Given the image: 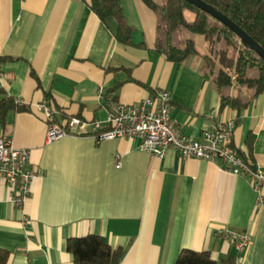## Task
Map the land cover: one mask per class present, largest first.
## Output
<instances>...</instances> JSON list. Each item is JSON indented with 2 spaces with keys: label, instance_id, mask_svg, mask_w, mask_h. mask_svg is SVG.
Listing matches in <instances>:
<instances>
[{
  "label": "crops",
  "instance_id": "0c3cea01",
  "mask_svg": "<svg viewBox=\"0 0 264 264\" xmlns=\"http://www.w3.org/2000/svg\"><path fill=\"white\" fill-rule=\"evenodd\" d=\"M120 3L132 45L116 40V21L100 20L90 0H0V57L12 59L0 65V99L25 106L0 122V138L28 149L29 165L43 172L21 207L0 178L6 264H68L67 240L86 234L120 248L123 264H174L185 248L210 251L217 264H264V183L256 189L219 162L173 147L153 155L138 137L67 135L46 143L50 122L78 117L105 126L97 90L119 82L109 93L123 103L167 91L177 130L197 141L216 123L235 121L236 111L220 109L214 83L202 77L201 58L167 61L152 48L154 13L141 0ZM232 146L264 170V92L239 112ZM218 230L247 233L250 245L239 253Z\"/></svg>",
  "mask_w": 264,
  "mask_h": 264
},
{
  "label": "trees",
  "instance_id": "16d2710c",
  "mask_svg": "<svg viewBox=\"0 0 264 264\" xmlns=\"http://www.w3.org/2000/svg\"><path fill=\"white\" fill-rule=\"evenodd\" d=\"M141 1L156 17L153 50L174 63L199 56L202 60V77L214 83L219 95V108L228 106L235 110L237 121L239 112L264 92V61L254 51L241 45L229 28L185 0ZM203 1L224 13L264 48V0ZM90 2L91 10L100 20L111 17L116 21V40L124 45H132L133 28L126 21L120 0ZM188 14L192 17H188ZM196 33L207 41L208 53L198 50L192 38ZM139 46L147 47L144 42ZM10 60L0 57V65ZM115 87L109 92H113ZM233 88L236 89L235 94H230ZM244 90L249 94L245 95ZM3 93L0 89V94ZM24 109L25 106L18 105L12 98H1L0 122L5 121L10 111ZM243 159L247 162V159ZM66 250L72 255V261L68 264H123L121 249L112 248L101 235L71 237L66 242ZM7 259L8 251L0 248V264H6ZM174 264H217V261L210 251L185 248L179 252Z\"/></svg>",
  "mask_w": 264,
  "mask_h": 264
},
{
  "label": "built area",
  "instance_id": "2783aa9c",
  "mask_svg": "<svg viewBox=\"0 0 264 264\" xmlns=\"http://www.w3.org/2000/svg\"><path fill=\"white\" fill-rule=\"evenodd\" d=\"M97 98L107 111L105 126L98 121L87 122L78 117H71L62 124L50 122L46 143L67 135L91 134L96 141L138 137L142 146L153 155L162 157L167 148L173 147L184 157L219 162L224 171L248 177L256 189L264 183V170L248 164L232 146L234 119L218 122L204 130L201 142L177 130L172 118L171 97L165 90H157L154 95L137 102L123 103L101 86L97 90ZM15 102L19 104L21 101L16 99ZM43 108L49 117L50 109L47 106ZM115 159L119 167V156L116 155ZM29 164L28 149L15 147L10 139L0 138V178L14 189L12 202L18 207L28 198L32 181L43 175L39 167ZM25 222L27 217L23 216L22 223ZM215 235L229 240L239 253L250 245V236L244 232L218 230Z\"/></svg>",
  "mask_w": 264,
  "mask_h": 264
},
{
  "label": "water",
  "instance_id": "95a60500",
  "mask_svg": "<svg viewBox=\"0 0 264 264\" xmlns=\"http://www.w3.org/2000/svg\"><path fill=\"white\" fill-rule=\"evenodd\" d=\"M200 10L208 13L214 19L219 21L221 24L229 28L238 37L239 42L245 48L254 51L264 61V48L256 42L249 34H247L241 27L234 23L224 13L220 12L212 5L206 3L203 0H185Z\"/></svg>",
  "mask_w": 264,
  "mask_h": 264
},
{
  "label": "rangeland",
  "instance_id": "374dc122",
  "mask_svg": "<svg viewBox=\"0 0 264 264\" xmlns=\"http://www.w3.org/2000/svg\"><path fill=\"white\" fill-rule=\"evenodd\" d=\"M188 17H192V15L188 14ZM192 38L194 39L195 44L198 50L200 51V53H208V48H207L208 43L201 34L196 33L192 36ZM233 76L235 77V75Z\"/></svg>",
  "mask_w": 264,
  "mask_h": 264
}]
</instances>
